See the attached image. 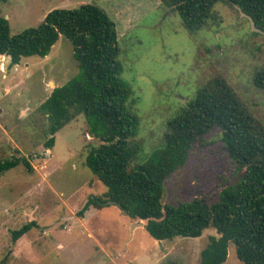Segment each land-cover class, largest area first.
Listing matches in <instances>:
<instances>
[{
    "label": "rangeland",
    "instance_id": "1",
    "mask_svg": "<svg viewBox=\"0 0 264 264\" xmlns=\"http://www.w3.org/2000/svg\"><path fill=\"white\" fill-rule=\"evenodd\" d=\"M85 4L104 9L116 25L121 80L134 91L139 122L134 141L140 150L131 168L163 148L168 120L215 77L225 79L264 122V90L254 85L264 67V34H254L236 6L217 4L218 22L194 34L160 0H0V10L16 36L38 28L53 10ZM78 74L72 43L64 36L45 58L12 66L0 57V159L26 157L33 168L19 165L0 177V264H201L209 238L219 237L213 228L199 238L157 241L146 221L130 219L118 206L84 210L107 190L85 166L91 147L103 142L82 114L46 149L49 123L39 110L55 88ZM236 177L220 133L213 131L167 181L163 203L188 202L198 192L212 197ZM31 221L38 226L14 243L13 232ZM228 254L224 264H242L234 244Z\"/></svg>",
    "mask_w": 264,
    "mask_h": 264
},
{
    "label": "trees",
    "instance_id": "2",
    "mask_svg": "<svg viewBox=\"0 0 264 264\" xmlns=\"http://www.w3.org/2000/svg\"><path fill=\"white\" fill-rule=\"evenodd\" d=\"M160 1L179 14L191 34L218 22L215 7L219 3L240 8L264 32V0ZM61 36L72 43L79 74L55 88L39 110L49 123L46 149H52L55 135L82 114L90 133L103 142L91 147L85 166L107 190L84 210L115 202L130 219L146 221L147 232L157 241L199 238L213 228L219 237L209 238L201 264H224L230 244L235 245L242 264H264V122L249 112L225 79L215 77L168 120L163 148L131 168L140 150L134 141L139 123L133 114L136 99L121 80L118 33L107 12L93 4L56 9L38 28L12 36L0 10V57H9L12 66L25 58L47 57ZM254 85L264 90V67L256 72ZM213 131L220 133L223 149L235 166V181L223 184L212 197L198 192L188 202L165 205L167 181ZM19 165L33 171L26 157L0 159V177ZM36 226L31 221L15 230L13 242Z\"/></svg>",
    "mask_w": 264,
    "mask_h": 264
},
{
    "label": "water",
    "instance_id": "3",
    "mask_svg": "<svg viewBox=\"0 0 264 264\" xmlns=\"http://www.w3.org/2000/svg\"><path fill=\"white\" fill-rule=\"evenodd\" d=\"M243 15H245V16L251 21L252 27H253V29H254L256 32H259V33H263V34H264V32H262L261 30H259V29H257V28L255 27V25H254L252 19H251L249 16H247L246 14H243ZM107 204H108V205L119 206V205H118L117 203H115V202H107ZM138 224L141 225V226H143V223H138Z\"/></svg>",
    "mask_w": 264,
    "mask_h": 264
},
{
    "label": "crops",
    "instance_id": "4",
    "mask_svg": "<svg viewBox=\"0 0 264 264\" xmlns=\"http://www.w3.org/2000/svg\"><path fill=\"white\" fill-rule=\"evenodd\" d=\"M6 58H7L8 62H9V59H10V58H9V57H6Z\"/></svg>",
    "mask_w": 264,
    "mask_h": 264
}]
</instances>
